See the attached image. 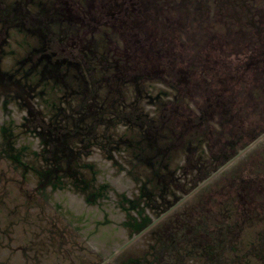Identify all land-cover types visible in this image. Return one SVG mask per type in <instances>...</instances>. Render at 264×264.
<instances>
[{"label":"rangeland","instance_id":"1","mask_svg":"<svg viewBox=\"0 0 264 264\" xmlns=\"http://www.w3.org/2000/svg\"><path fill=\"white\" fill-rule=\"evenodd\" d=\"M68 2L0 0V264H264V126L68 45Z\"/></svg>","mask_w":264,"mask_h":264},{"label":"flooded vegetation","instance_id":"2","mask_svg":"<svg viewBox=\"0 0 264 264\" xmlns=\"http://www.w3.org/2000/svg\"><path fill=\"white\" fill-rule=\"evenodd\" d=\"M67 7L73 13L67 18L74 21L68 45L89 46L92 33L109 30L115 38L107 41L126 61L135 60L134 54L163 56L157 48L166 47L165 67L158 71L153 63L148 78L181 80L182 85L195 80L196 94L206 103L216 101L212 111L231 112L229 121L264 126L262 116L252 117L264 111V0H69ZM235 78L245 81L242 92L235 88L231 93ZM236 92L244 94L240 101L215 98ZM245 113H250L248 120Z\"/></svg>","mask_w":264,"mask_h":264}]
</instances>
